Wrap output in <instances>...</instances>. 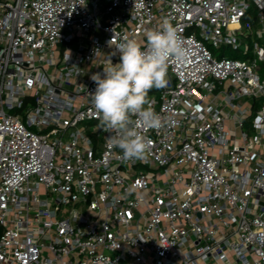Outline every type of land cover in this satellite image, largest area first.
Segmentation results:
<instances>
[{
    "label": "built area",
    "instance_id": "1",
    "mask_svg": "<svg viewBox=\"0 0 264 264\" xmlns=\"http://www.w3.org/2000/svg\"><path fill=\"white\" fill-rule=\"evenodd\" d=\"M165 19L191 55L125 161L91 77ZM263 76L264 0H0V264H264Z\"/></svg>",
    "mask_w": 264,
    "mask_h": 264
},
{
    "label": "clouds",
    "instance_id": "2",
    "mask_svg": "<svg viewBox=\"0 0 264 264\" xmlns=\"http://www.w3.org/2000/svg\"><path fill=\"white\" fill-rule=\"evenodd\" d=\"M146 38L147 47L142 50L136 39L123 37L116 46L120 62L113 65L108 60L103 74L91 77L96 84L94 92L89 93L91 102L101 126L114 133L110 143L121 150L125 161L144 160L149 155L151 140L143 132L163 126L149 91L164 86L171 59L183 63L191 55L167 19L159 28L147 31Z\"/></svg>",
    "mask_w": 264,
    "mask_h": 264
},
{
    "label": "rangeland",
    "instance_id": "3",
    "mask_svg": "<svg viewBox=\"0 0 264 264\" xmlns=\"http://www.w3.org/2000/svg\"><path fill=\"white\" fill-rule=\"evenodd\" d=\"M252 4V8L251 10L249 11V14H253V13H256V8L254 6L253 3ZM248 44V42H245L242 46V48L239 50V51H227V55L226 57H232V56H235V58H238V59H244L245 57L242 55V51L244 50L245 48V45ZM211 49L214 51L215 55H218L220 53V50H218L216 52V50H214L212 47ZM228 50V48H226ZM264 77V76H263ZM160 91H161V88H152L150 91H149V99L155 97V98H159V95H160ZM26 102H27V106L26 107H30V106H34L35 105V102L34 100L31 98V97H28L26 98ZM260 104H258V107H259ZM25 112V110L23 111V113ZM254 112L252 113L251 115V118L254 116ZM23 115V119L25 117V114H22ZM81 126H83L85 129H86V133L88 135V137L92 140H94L93 142L95 144L97 143H101V140L103 139L104 137V130H101L100 127H101V123L97 120H93V121H85L81 124ZM34 131H36V128H32ZM100 135V141H97V135ZM136 171H138L139 173H147L149 171L148 168L144 167V166H138L135 168ZM159 171H162V169H159ZM61 215H64L65 214V211H61L60 213ZM3 231V228H0V234L2 233Z\"/></svg>",
    "mask_w": 264,
    "mask_h": 264
}]
</instances>
